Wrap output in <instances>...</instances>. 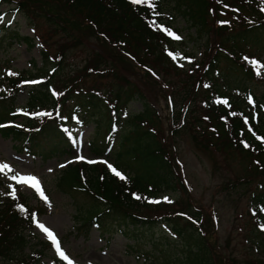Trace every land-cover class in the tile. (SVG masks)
Returning a JSON list of instances; mask_svg holds the SVG:
<instances>
[{"label":"trees","instance_id":"1","mask_svg":"<svg viewBox=\"0 0 264 264\" xmlns=\"http://www.w3.org/2000/svg\"><path fill=\"white\" fill-rule=\"evenodd\" d=\"M177 1L174 10H179L195 30L196 42L201 41L202 59L190 70L179 68L172 59L176 43L165 32L162 17H174L157 2L0 0V7L14 4L18 13H26L36 23L45 21L69 41H78V33L91 34L101 45L99 53L87 51L90 59L87 61L86 54L83 70L106 84L79 89L72 86L74 89L60 103L49 84L29 91L28 106L32 109L58 106L67 111L72 123L95 121L92 151L99 155L113 151L115 159L111 155L109 160L127 178L120 180L112 169L86 164L69 166L60 175L58 190L73 200L82 228L96 227L103 237L122 235L133 241L129 249L138 252V259L145 258L142 264H264V232L258 225L264 222V113H260L259 102L251 101L259 98L252 82L256 68L247 60L257 56L260 49L264 51V0L257 7L250 4L251 0ZM50 4L57 8L51 10L58 15L50 13ZM164 9L169 10L165 5ZM7 44L32 48L34 40L9 26L6 37L0 40V52ZM48 56L44 54L46 66L41 71L52 65ZM65 57L68 59L67 54ZM223 63L228 64L226 71L221 68ZM119 67L130 68L131 72L121 77ZM137 72L141 73L138 82L131 79ZM56 78L69 81L62 69ZM71 81L82 82L78 77ZM150 83L167 92L165 99L173 113L169 142L163 137L158 113L144 93L143 85ZM135 100L142 102L144 109L130 114L127 109ZM70 101L75 107H69ZM15 105V98L0 100V122L9 117ZM74 108L79 111L73 112ZM112 108L115 112L111 115ZM36 126L29 122L23 130L1 129V134L18 141L19 150L22 144L31 154L40 150L45 159L56 156L61 161L74 155L52 119L43 122L39 131H35ZM186 135L193 136L191 140L196 139L206 153L213 150L223 158L232 155L241 163V173L233 174L221 185V191L254 185L247 189L243 225L248 232L239 242L250 256L244 260L235 256L237 249L229 252V246L225 253L215 236L208 233L214 228L212 218L189 200L179 157L172 158L168 149ZM6 174V170L0 173V186ZM169 193L179 196L169 201L164 198ZM21 205L26 211L20 210ZM31 212L24 196L14 200L0 194V264H40L48 245L32 243L35 217ZM162 226L180 240L165 244L170 240ZM142 243H150L151 250H141Z\"/></svg>","mask_w":264,"mask_h":264},{"label":"rangeland","instance_id":"2","mask_svg":"<svg viewBox=\"0 0 264 264\" xmlns=\"http://www.w3.org/2000/svg\"><path fill=\"white\" fill-rule=\"evenodd\" d=\"M162 2V8L164 12L170 13L174 19L166 20L171 30L176 34L177 39V54L186 55L194 53L197 57L201 51V41L195 40V30L190 28V23L178 10L176 12L174 7H178L177 0H158ZM164 5L169 10L164 9ZM11 7L15 8L14 4L9 6L0 7L1 12H7ZM50 7V8H49ZM51 4L48 6L51 14ZM57 9L56 7H53ZM55 11V10H54ZM58 15V14H57ZM40 18L41 14H37ZM10 19V14L7 16ZM80 23L83 21L79 20ZM19 28L21 35L30 37L34 40V47L30 48L25 44H14L13 46H2L0 52V74L5 73L6 69H9L12 75L18 78L21 74L31 73L35 78L40 76H46L44 72H40L45 68V58L43 50L39 42H43L48 50V55L59 58L63 55L61 63L59 64L60 70L69 79L56 82L53 80L52 84L56 87L58 92L64 93L71 86L79 89L82 87L89 86L94 83L106 84V81L98 80V77H90L83 70L86 60L90 59L88 50H95L96 53L101 52L100 43L91 34H76L78 41L72 42L67 40L61 35V33L54 31L48 23L43 20L35 22L26 13H17L12 28ZM35 29V31H34ZM6 37V31H3L2 39ZM41 39L38 41V39ZM198 43V44H197ZM68 55L64 59V55ZM199 58V57H198ZM50 61L53 65L54 60L51 58ZM51 64V63H50ZM227 63H223L221 68L226 71ZM129 67V66H128ZM120 76H125L128 71L131 72L130 68H121ZM59 70V71H60ZM58 71V72H59ZM140 72L136 73V77L131 78L132 80L140 81ZM88 76V77H87ZM82 80L72 82L75 78ZM7 82V81H6ZM253 86L254 93L259 98V102L264 104V84L257 85L259 80H254ZM155 83V82H154ZM145 89L144 93L148 102L156 110L159 117L161 118V130L163 137H166V131L168 130V118L169 110L167 108L165 97L167 92L159 88L155 84L150 83L149 85H143ZM74 89V88H73ZM72 89V90H73ZM16 106L29 107L28 95L23 92H17ZM144 109V105L139 100L131 102L128 107L130 113H139ZM11 117L5 121H10ZM30 119L28 114H23L17 117L14 121L19 124H24ZM1 123V122H0ZM165 125V129L162 126ZM85 128H78L77 133L80 136L81 144L80 149L73 157L77 156V161L90 160L100 156L92 151L87 144V139H94V133L96 128V122L91 121ZM170 135V131H168ZM193 138V136H192ZM190 135H186L178 141L177 144H172V147L168 146L171 157L174 158L176 155L181 159L184 164V171L186 173L187 185L191 191L190 198L198 205L201 209H204L207 215H213L217 222V231L212 234L220 239L221 241L226 240L228 237L231 239V246L237 247L235 249L238 252L235 256L238 259L244 260L249 256L248 252L244 251V246L239 245V239L241 236L237 235L235 230L241 227L243 221L239 218L240 213L247 208L248 205V194L247 189H253L254 185L247 187H238L236 190L221 191V185H225L228 179H232V175L241 173V163L233 156L230 158L225 155V158L216 151H212V154L206 153L201 149L197 140L192 139ZM102 139V137H101ZM39 144L45 145V142L39 141ZM20 145L18 141L12 137L2 136L0 130V163H6L12 169L10 176L6 179L5 188L0 189V192L5 191L11 192L15 188L16 193H22L28 199L30 210L44 211V214L40 215L38 224L45 225L50 229L59 240L60 249L67 255L68 261H72L73 264H141L144 259L138 260L136 257L137 251L131 253L129 245H133V241L124 238L121 235H114L113 237L104 236L95 227L88 229L82 228L81 221L77 219L78 216L75 214V206L73 200L58 190V180L60 175L63 173V163L69 159L64 157L61 161L59 157L54 156L47 157L46 159L41 156L40 150H36L35 157L29 155L24 149L21 151L17 148ZM174 146V147H173ZM212 148V145L210 146ZM222 149V148H221ZM224 152V149H222ZM114 152L111 154V158L114 160ZM49 158V159H48ZM16 176L18 179H25L27 177H36L40 182V187L43 190L44 196L47 198L42 199L37 192L31 188L27 183H17L12 177ZM240 186V185H239ZM244 194V199L242 195ZM172 198H176L179 194L169 193ZM37 211V212H36ZM33 244H39L40 241H52V239L44 232L40 227H36L33 234L30 236ZM165 244L172 243V239ZM174 239V238H173ZM177 245L176 243H174ZM141 250L150 251V243H142ZM175 245H169V248L180 252L176 249ZM52 250L48 249L44 251V257L40 264H53L55 259H60L61 256L56 250V246L52 245ZM150 248V249H148ZM40 250L41 247L39 246Z\"/></svg>","mask_w":264,"mask_h":264},{"label":"snow or ice","instance_id":"3","mask_svg":"<svg viewBox=\"0 0 264 264\" xmlns=\"http://www.w3.org/2000/svg\"><path fill=\"white\" fill-rule=\"evenodd\" d=\"M133 3H136V4H140V3H147V0H132ZM149 7H152L151 4H149ZM2 17H0V22H2ZM252 63L255 65L257 64L258 62L256 61H252ZM9 75H12V73H9ZM247 146V145H246ZM111 167V166H110ZM7 169L9 172L12 171L11 167L9 165H7L6 163H0V173H3L4 170ZM112 171L120 177V179H125L124 176H122L119 172H117L115 169H112ZM13 180H16L17 183H27L31 188H33L37 194L42 198V199H47L45 196H44V193H43V190L42 188L40 187V182L38 181V179L36 177H27L23 180L21 179H18L16 176H13L12 177ZM11 196L12 198L15 200L17 199L18 197L16 196V190L15 188L12 189L11 191ZM137 199H140L139 196L136 197ZM20 210L21 211H26V209H24V207L21 205L20 206ZM38 227H40L44 232L47 233V235L52 239L54 245L56 246V250L57 252L59 253V255L61 256L62 259L64 260H68V257L67 255L60 249V245H59V240L58 238L55 236V234L50 230L48 229L45 225L43 224H38ZM68 264H73L72 261L69 260Z\"/></svg>","mask_w":264,"mask_h":264}]
</instances>
